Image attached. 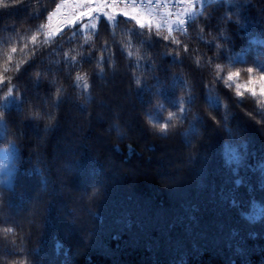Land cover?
<instances>
[{
  "label": "trees",
  "instance_id": "1",
  "mask_svg": "<svg viewBox=\"0 0 264 264\" xmlns=\"http://www.w3.org/2000/svg\"><path fill=\"white\" fill-rule=\"evenodd\" d=\"M61 1L0 11V264H264V0L49 36Z\"/></svg>",
  "mask_w": 264,
  "mask_h": 264
},
{
  "label": "snow or ice",
  "instance_id": "2",
  "mask_svg": "<svg viewBox=\"0 0 264 264\" xmlns=\"http://www.w3.org/2000/svg\"><path fill=\"white\" fill-rule=\"evenodd\" d=\"M151 3V0H149ZM25 3V0H0V11L8 8V7H17L21 6ZM119 0H75L73 4V10L71 15L68 16L65 20H63L64 24L75 26L78 22L83 23L85 18L91 19L93 21L99 20L100 16H106L109 21H115L117 15H122L123 17H128L134 21H136L141 27H150L152 24L153 10L149 9L148 11H141L136 8L137 0H132L133 7L130 9L127 6V0H123V5L118 9L117 5ZM181 8L178 12L173 14L172 12H168V30L171 32L172 24H176L178 26H186L188 24V16L189 13L192 14L193 18L196 15L197 3L196 0H180ZM186 5V6H185ZM63 5L59 6L62 7ZM59 7L50 13L48 16V20L51 21L54 16L59 13ZM228 20H235L236 17L232 16L231 13L228 14ZM49 35H52V25L48 24ZM84 27L87 28L88 25L84 24ZM156 27H160V23L156 24ZM59 29V25H57V30ZM248 71L250 73L256 72V69L249 68ZM231 75H239L230 74ZM246 88L247 91L258 99L260 97H264V71H261V75L259 77L252 76L251 80L247 82L245 85L238 86L237 91L241 96L244 95L242 89ZM10 91V90H9ZM260 104L264 107V99H260ZM38 115V114H36ZM51 122V120H50ZM264 123V122H261ZM168 128L167 124H164L161 128V131H164Z\"/></svg>",
  "mask_w": 264,
  "mask_h": 264
},
{
  "label": "rangeland",
  "instance_id": "3",
  "mask_svg": "<svg viewBox=\"0 0 264 264\" xmlns=\"http://www.w3.org/2000/svg\"><path fill=\"white\" fill-rule=\"evenodd\" d=\"M211 0H196L197 8L196 15L202 11V8L205 4L209 3ZM75 0H62L59 7V13L49 21V24L52 25V35H49V28L47 29V35L55 36L64 28H75L76 31L87 33L90 30L96 29L99 20L106 19L111 24H115L122 15H117L115 21H109L106 16L101 15L99 20L93 21L91 19L85 18L83 23L78 22L75 26L67 25L63 23L68 16L71 15L73 10V4ZM123 5V0H119L117 5L118 9ZM127 6L131 9L133 7L132 0H127ZM186 6V5H185ZM136 8L141 11H148L149 9L153 10L152 24L150 27H156V24L159 22L160 27L157 29L168 30V12H172L175 14L181 8L180 0H137ZM195 15V16H196ZM126 19H130L128 17H123ZM193 18L192 14L189 13L188 20ZM132 20V19H131ZM136 22V21H135ZM137 23V22H136ZM84 24H87L88 27L85 28ZM57 25H59V29L57 30ZM185 26H178L176 24H172V30L183 29ZM234 82V81H233ZM239 86V85H238ZM8 97H11L9 95ZM260 99H264V97H260ZM10 103V101L8 102ZM2 127V126H1ZM3 133V129L0 128V135ZM16 157V145L11 143L8 147L0 150V184L4 186H11L12 180L15 172V162L14 159Z\"/></svg>",
  "mask_w": 264,
  "mask_h": 264
}]
</instances>
